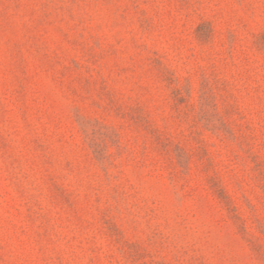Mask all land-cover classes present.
<instances>
[{"label": "rangeland", "instance_id": "1", "mask_svg": "<svg viewBox=\"0 0 264 264\" xmlns=\"http://www.w3.org/2000/svg\"><path fill=\"white\" fill-rule=\"evenodd\" d=\"M0 264H264V0H0Z\"/></svg>", "mask_w": 264, "mask_h": 264}]
</instances>
